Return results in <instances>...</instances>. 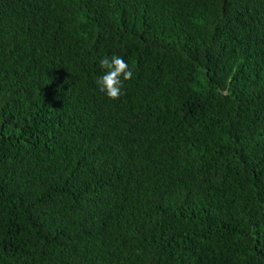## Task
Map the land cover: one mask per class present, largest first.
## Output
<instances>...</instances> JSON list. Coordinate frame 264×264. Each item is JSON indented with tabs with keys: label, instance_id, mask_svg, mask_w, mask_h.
<instances>
[{
	"label": "trees",
	"instance_id": "trees-1",
	"mask_svg": "<svg viewBox=\"0 0 264 264\" xmlns=\"http://www.w3.org/2000/svg\"><path fill=\"white\" fill-rule=\"evenodd\" d=\"M0 264H264V0H0Z\"/></svg>",
	"mask_w": 264,
	"mask_h": 264
},
{
	"label": "clouds",
	"instance_id": "clouds-1",
	"mask_svg": "<svg viewBox=\"0 0 264 264\" xmlns=\"http://www.w3.org/2000/svg\"><path fill=\"white\" fill-rule=\"evenodd\" d=\"M100 68L104 74L96 79L100 92H103L111 100H119L123 95L124 81H130L133 73L125 60L117 55L105 56L100 60Z\"/></svg>",
	"mask_w": 264,
	"mask_h": 264
}]
</instances>
